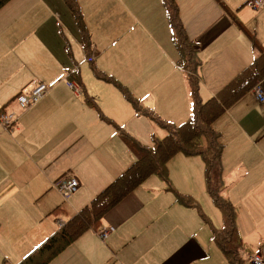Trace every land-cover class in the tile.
I'll return each mask as SVG.
<instances>
[{
	"label": "crops",
	"instance_id": "obj_1",
	"mask_svg": "<svg viewBox=\"0 0 264 264\" xmlns=\"http://www.w3.org/2000/svg\"><path fill=\"white\" fill-rule=\"evenodd\" d=\"M81 2L85 23L93 35L106 25L111 30L103 33L111 35L104 42L123 32L127 37L137 32L142 39L128 40L125 51L138 52L140 57L141 43L148 41L166 57L162 40L170 37V29L161 0H91L85 7ZM175 2L186 34L200 47L199 93L206 99L209 91L234 76L237 63L252 60L247 33L263 41L264 7L254 10L248 0ZM229 36L236 38L227 43L232 54L227 65L218 68L206 49L214 52L216 44ZM81 47L79 32L63 0H7L0 6V110L18 116L15 95L20 90L29 91L38 82L47 86L46 96L24 112L13 128L0 126V256H19L21 261L63 224L61 218L67 210L73 213L63 206L56 187L58 180L76 177L79 188L74 195L86 205L134 160L116 129L124 124L122 117L127 108L123 100L104 98L84 84H77L80 93H76L67 85V73L78 69L83 61L89 64ZM177 69L182 82L177 84L179 96L183 100L187 92L188 99L185 75ZM102 83L97 81V85ZM112 85L106 83L117 94ZM85 96L97 101L96 106L88 105ZM148 100L147 107L154 110V97ZM243 103L244 107L239 108ZM232 107L228 110L235 124L228 131L230 142L242 140L258 147L264 139V103L258 102L251 91ZM107 113L113 114L112 123L102 119L101 115L109 118ZM220 118L213 123L216 129H222ZM226 149L224 146L222 152L224 179L231 170L230 161L238 159L235 151L229 154ZM196 157L181 154L167 164L169 179L178 191L190 193L188 188L193 183L203 182L202 171L195 165L202 162L194 160ZM244 164L255 172H264L257 153H251ZM173 166L181 171L176 173ZM195 168L199 171L193 172ZM141 185L96 229L86 230L49 264H228L211 240L209 222L214 227L222 223L214 224L209 217L205 223L196 209L172 203L170 189L165 190L163 184L152 191L153 199L148 198L146 186L138 189ZM109 226L115 231L100 239L97 231ZM2 259L9 260L1 257L0 263Z\"/></svg>",
	"mask_w": 264,
	"mask_h": 264
},
{
	"label": "trees",
	"instance_id": "obj_2",
	"mask_svg": "<svg viewBox=\"0 0 264 264\" xmlns=\"http://www.w3.org/2000/svg\"><path fill=\"white\" fill-rule=\"evenodd\" d=\"M6 1L0 0V6ZM63 1L79 32L81 48L88 55L93 51L91 34L85 23L81 7L77 0ZM161 1L170 29V40L178 54L176 66L184 73L188 85L189 100H191L190 115L176 124L161 120L155 110L145 106L113 76L91 67L97 78L114 84L126 100L132 104L133 109L141 114L139 116L149 117L165 132V136L159 139L153 135L151 142L145 144L129 135L121 127H116L119 138L134 156L133 162L18 264H49L86 230L96 229L100 221L112 209L153 174L157 175L163 184L171 189L167 164L177 153L185 156H198L202 160L205 191L213 206L221 211L222 225L219 228L209 222L212 242L218 247L228 264H249L242 252L244 246L241 245V240L238 238L235 209L224 195L222 152L225 144L222 134L213 127V123L249 92L252 91L256 98L253 91L255 88L262 90L263 101L260 103H264V46L252 34L247 33L251 40L252 60L219 90L206 99H202L199 93L202 83L199 73L202 65L199 59V46L186 34L175 0ZM244 32L246 31L244 30ZM67 77L70 80L67 83L69 88H71L70 82H74L76 85L83 84L77 68L67 73ZM32 88L26 92L20 90L15 96L28 93ZM85 100L88 105L96 106V102L90 96H85ZM18 108L20 109L19 106ZM101 116L104 120L112 123L111 119ZM176 192L175 201L177 203L196 209L203 222L209 221L208 216L204 214L198 202L191 195ZM8 263L10 264L9 260L2 259L0 264Z\"/></svg>",
	"mask_w": 264,
	"mask_h": 264
},
{
	"label": "rangeland",
	"instance_id": "obj_3",
	"mask_svg": "<svg viewBox=\"0 0 264 264\" xmlns=\"http://www.w3.org/2000/svg\"><path fill=\"white\" fill-rule=\"evenodd\" d=\"M77 1L82 10L80 2L82 1L81 3L83 7H85V5L90 3L91 0ZM30 23L32 24V26L37 25L36 22ZM104 30L106 32H109L111 29L109 25H106L104 27H101L100 30L95 32L94 35L91 32L93 36H91L92 43L95 41L97 42V44L93 43L94 46L91 44V48L93 50L92 52L87 55V52H85V50L83 49L85 60L89 64L83 61L80 64L82 65V70L80 68V65L78 66L82 83L84 84L85 88H90L93 92L100 94L104 98L115 100V97H117L119 100H123L124 107L127 108V111H124V116L122 117L124 119V124H120V127L129 135L135 137L145 144H149L151 142V137L153 135L161 139L163 136H165V132L146 115L142 114L143 116L139 117V115L141 114L137 113L133 109L132 104L128 100H126L125 96L121 94L120 90L117 87L114 86L118 91V93L115 94L113 93V91H111L113 90L112 87L110 88V90L106 86V83H110L103 81L105 83L97 85V81L99 82L102 80H100L93 74V69L91 67H93L94 69L102 70L108 75L113 76L120 84L126 86L134 97L140 98V100L143 101L144 105H146V102H149L148 97L153 96L154 108H152L158 114L159 118L161 120H165L168 123L176 124L183 119H186L190 115L191 100L188 101L189 98L187 99V92H184L183 100L179 96L177 84L181 85L182 82L181 75L179 73H176L177 68L175 66V63L177 64L178 54H176L174 51V47L170 42L169 35L166 40H162V45L165 49L166 57L162 55L161 51L156 46L149 43L148 41H143L141 43L139 51L141 55L139 57L138 52H127L125 51V47L127 45V41L131 38H133L135 41L142 39L141 34L135 32L134 34H130L127 37L124 36L123 32L120 35L115 36L113 40L104 42L103 39L111 35V33H103ZM262 37L263 41L259 42L264 46V31L262 32ZM192 40L196 41L195 38ZM234 40H236L235 36H229L223 42L217 43L216 48L214 49L215 53L209 48L206 49L205 53H207L208 56L213 57V59L215 60L214 62L217 64L218 68H223V66L225 67L227 65L229 57L232 54V51L228 49L227 43ZM197 45L199 46V44ZM249 48L250 55L252 56L253 53L251 52L250 45ZM199 50L200 47H198V52ZM246 65L247 63L244 62L237 63L235 65L233 74L235 75L236 72L238 73ZM225 83L226 82L215 88L213 91H209L205 98L216 92ZM72 87L77 86L73 83ZM79 88L78 90H75L76 93H80ZM205 88L208 89L207 87ZM133 89H135L137 92L133 91ZM46 94L47 93H45V95L31 107L19 109L17 119L24 112H27L28 110L38 105L40 101L46 96ZM97 94L93 95L95 96ZM15 102L16 104H18L16 100ZM243 107L244 103L241 104L239 108ZM232 108L230 110H232ZM104 110H106V108ZM230 110H228L226 113H223L221 115V118L218 120L222 126V129H215L220 131L223 136V142L227 148L226 153L230 154L235 151V153L238 155V159L230 161L231 170H229L225 179L223 178L224 186L226 185L229 187L225 188L224 192L227 195V197L225 196V198L235 209V225L238 231V238L241 240V245L244 244L242 251H245V258L248 260L249 264H251V258L256 254H261L264 258V172H255L254 170L249 169L248 166L244 164V160L246 161V158H248L251 153H257L261 157L262 163L264 165V139L258 147H250L244 144L242 140L239 142H236L235 140L230 142L228 138V131L230 130L232 124H235V121L230 115ZM3 114V110H1L0 116H3ZM112 115V113L106 114V116L110 119H112ZM13 122L14 121H12V119H9L8 122L2 121V123L0 122V126L3 129L10 130L16 125V122ZM126 148L128 149L127 146ZM128 151L131 153L129 149ZM179 155H181V153L175 154L168 163H172L178 158ZM194 160L202 162L201 158L198 156L194 158ZM195 165L199 167L200 171H202V163H200V165L195 163ZM126 167H124V169ZM199 169L195 168L192 171L197 172L199 171ZM173 170L178 173L181 171V168L179 166H173ZM176 178L178 182H181L182 179L178 176V174ZM159 184H163L162 180L157 175L153 174L149 176L142 183V185L140 184L141 186L138 189L146 186L148 198L153 199L152 191H156L157 185ZM169 184L172 187L171 189L169 188V186L166 187L164 184L163 186L165 187V190L166 188L170 189L168 192L169 195L173 196L172 200H174V202L172 203H176V191L178 190L175 188L171 179H169ZM188 190L190 191V193L181 191L178 192L191 195L198 202L202 211L209 217V219L213 221L214 224L222 223L220 216L221 211L213 206L208 195L206 194L204 180L202 183H193L188 188ZM74 193L68 199H64L61 195L64 208H71V210H73L72 214H70V212L67 210L68 214L65 213L64 217L61 218V221L63 223H65L72 215L76 213L77 210H74L73 207L79 208L83 206L80 203V200L75 197ZM197 216L199 215L197 214ZM55 229L57 230L58 226H56ZM1 257H6L15 264H17L21 259V257L19 256L10 258L9 256L1 255L0 258Z\"/></svg>",
	"mask_w": 264,
	"mask_h": 264
},
{
	"label": "built area",
	"instance_id": "obj_4",
	"mask_svg": "<svg viewBox=\"0 0 264 264\" xmlns=\"http://www.w3.org/2000/svg\"><path fill=\"white\" fill-rule=\"evenodd\" d=\"M248 4L253 9H260L264 7L262 0H249ZM73 82H70V87L75 91L78 90V87H72ZM75 84V83H74ZM76 85V84H75ZM77 86V85H76ZM254 93L256 95V100L258 102H262V90L260 88H255ZM45 93H47V86L44 83H38L35 85L32 90L28 93L18 94L16 97V101L18 102V106L20 109L29 108L38 100H40ZM3 116H0V122H8L9 119L12 121H17V115L14 112H3ZM13 122V123H14ZM10 125V124H9ZM8 125V126H9ZM56 186L61 193L64 199H68L79 187V181L74 176H68L62 178L56 182ZM61 225V224H60ZM115 231L114 226L104 227L98 231V236L100 239H106L111 233ZM251 264H264V258L261 254H256L251 258Z\"/></svg>",
	"mask_w": 264,
	"mask_h": 264
}]
</instances>
